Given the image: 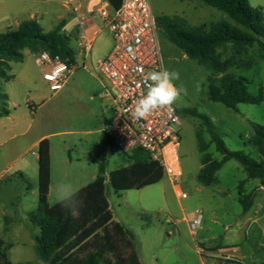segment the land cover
<instances>
[{
  "label": "rangeland",
  "instance_id": "374dc122",
  "mask_svg": "<svg viewBox=\"0 0 264 264\" xmlns=\"http://www.w3.org/2000/svg\"><path fill=\"white\" fill-rule=\"evenodd\" d=\"M248 3L264 13V0H248ZM148 4L155 18L179 16L193 26L206 28L226 21L237 27L223 11L198 0H148ZM42 26L47 29L45 24ZM108 32L104 29L97 36L90 55L75 53L77 69L58 92L48 90L34 65L33 52L27 49L22 51L20 62L8 63V79L0 80V93L7 95L5 101L0 100V110L4 108L19 118V129L23 132L17 139L10 140L6 135L0 138V239L4 241L0 247V264H42L31 240L38 230L27 217L37 209V170L31 155L36 149L29 146L38 136H44L49 143L48 205L58 203L55 195L58 184L71 183L78 190L84 188L95 179L102 164L112 221L132 234L140 264L264 263V185L258 179H246L241 166L230 160L214 174L208 187L200 186L196 175L202 167V155L216 162L221 154L215 151L199 120L178 115L180 182L187 199L178 200L166 178L139 190L115 193L110 188L109 174L128 167L131 160L111 146L104 132L110 119L108 85L93 67L111 48ZM156 41L162 69L179 70L188 89V95L173 107L194 109L205 115L229 151L241 152L257 162L264 161L250 144L251 124L264 126V58L257 57L252 49L253 65L249 69L228 70L233 76L245 79L249 96H261L257 104H238L235 110H230L208 100L205 86L210 72L186 58L158 29ZM70 45L74 47L73 41ZM197 84L199 91H196ZM198 133L206 146L203 153L198 152ZM21 160L29 163L25 169L26 182L16 174ZM248 194L253 198L244 213L239 200L244 202ZM190 208H198L202 214L194 235L189 233L183 220V215L191 212ZM89 251H92L89 246H83L73 256L82 258ZM120 252L123 256L128 253L124 247ZM234 256L240 261L234 260ZM104 257L114 262L112 254L107 252ZM229 257L232 260H226Z\"/></svg>",
  "mask_w": 264,
  "mask_h": 264
},
{
  "label": "trees",
  "instance_id": "16d2710c",
  "mask_svg": "<svg viewBox=\"0 0 264 264\" xmlns=\"http://www.w3.org/2000/svg\"><path fill=\"white\" fill-rule=\"evenodd\" d=\"M115 10L121 0H106ZM208 6L223 11L236 25L218 21L204 26H193L179 16H161L155 18L156 27L164 34L165 39L179 49L183 55L203 67L210 75L206 82V96L209 101L220 103L235 110L238 104H257L261 96H249L246 92L245 79L228 73L229 69H249L253 65L250 50L264 58V13L261 8L251 7L248 0H198ZM59 26L43 32L34 20L21 22L14 31L0 33V80H7L9 62H20L24 49L45 50L62 59L75 62V50L69 40L59 33ZM0 100L6 95L0 93ZM178 115L199 120L209 134L210 143L221 159L216 162L201 157V169L196 175V182L208 187L214 174L227 161L237 162L246 175V179H258L264 185V161L257 162L241 152L229 151L214 130L209 119L194 109H175ZM7 110L1 108L0 117L6 116ZM253 136L251 146L264 159V126L251 124ZM199 148L203 153L206 146L199 133L196 136ZM111 146L112 143L110 141ZM37 154V209L28 213L31 225L38 230L35 236V249L42 264H140L134 250L133 236L119 223L112 221V215L105 196L103 165L98 169L95 179L79 189L77 199L83 200V207L75 214H70L62 204L49 206L47 195L50 184L49 143L42 139L36 148ZM128 167L111 172L108 184L115 192L139 190L162 180L160 166L152 162L147 153L135 150L129 156ZM26 182L21 172L16 173ZM239 196H242L240 193ZM253 195L248 194L244 202L240 199L242 212L250 208ZM3 243L0 241V247ZM83 246H89L84 257L76 258L73 252ZM127 255H121V249ZM114 256V262L104 257L105 253ZM1 256V252H0ZM4 264H10L5 262ZM264 264V263H261Z\"/></svg>",
  "mask_w": 264,
  "mask_h": 264
},
{
  "label": "built area",
  "instance_id": "2783aa9c",
  "mask_svg": "<svg viewBox=\"0 0 264 264\" xmlns=\"http://www.w3.org/2000/svg\"><path fill=\"white\" fill-rule=\"evenodd\" d=\"M104 16V27L109 31L112 44L109 52L96 63L93 70L107 83L106 99L109 101L110 119L104 130L113 146L130 156L141 150L157 163L178 200L188 195L181 186L182 170L178 156L180 120L175 108L153 112L143 120H135L132 110L135 102L146 94V75L162 69L156 41V23L148 0H121L117 9ZM91 45L80 44V55H89ZM33 52L34 65L40 70L42 81L51 92L62 89L77 65L45 50ZM82 67H84L82 65ZM183 220L194 235L202 214L190 208ZM200 223L196 224L195 221Z\"/></svg>",
  "mask_w": 264,
  "mask_h": 264
},
{
  "label": "crops",
  "instance_id": "0c3cea01",
  "mask_svg": "<svg viewBox=\"0 0 264 264\" xmlns=\"http://www.w3.org/2000/svg\"><path fill=\"white\" fill-rule=\"evenodd\" d=\"M101 10L108 15H111L113 11L106 0H0V33H4L7 30L14 31L21 22L27 20L36 21L43 32H48L59 26V32L61 31L64 34L69 43L73 41L74 47L70 46L74 48L75 53L80 54V44L82 42L90 43L92 49V44L97 36L106 29ZM43 24L46 25V30H44ZM7 120L8 123L5 122ZM20 123L19 118L13 117L7 111L6 116L0 117V138L5 135L10 140L22 137L23 132L19 129ZM42 139H44V136L36 137L31 142L29 149H36ZM31 155L34 168L37 170V154L35 152ZM20 162L19 172L25 177V169L29 167V163L22 160ZM181 210L183 211L184 209L181 208ZM7 229L4 228V231H7ZM36 235L34 234L31 238L35 252L36 244L34 239ZM0 241L4 242L1 239ZM11 246L9 244V247ZM233 259L240 261L235 256ZM226 260H232V257L226 258Z\"/></svg>",
  "mask_w": 264,
  "mask_h": 264
},
{
  "label": "clouds",
  "instance_id": "9594fccd",
  "mask_svg": "<svg viewBox=\"0 0 264 264\" xmlns=\"http://www.w3.org/2000/svg\"><path fill=\"white\" fill-rule=\"evenodd\" d=\"M146 94L135 102L132 115L135 120H143L153 112L167 109L169 114L173 113V105L183 96L188 95V89L181 79V73L176 69L163 68L159 71H151L146 77ZM199 84L196 91H199ZM79 190L71 183H60L56 186L57 202L75 214L83 207V200L77 199ZM196 224L200 221L196 220Z\"/></svg>",
  "mask_w": 264,
  "mask_h": 264
}]
</instances>
